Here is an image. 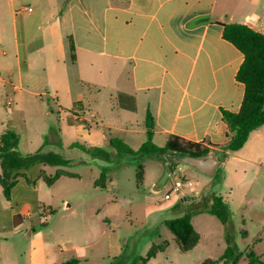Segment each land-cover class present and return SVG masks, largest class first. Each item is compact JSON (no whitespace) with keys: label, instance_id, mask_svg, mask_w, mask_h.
I'll list each match as a JSON object with an SVG mask.
<instances>
[{"label":"crops","instance_id":"0c3cea01","mask_svg":"<svg viewBox=\"0 0 264 264\" xmlns=\"http://www.w3.org/2000/svg\"><path fill=\"white\" fill-rule=\"evenodd\" d=\"M30 1L17 8L16 0H0V134L15 128L16 113L27 119L36 112L47 120L49 116L47 144L62 147L60 121L63 113L69 112L66 120L75 138L87 141L84 145L89 147L110 144L99 129L103 121L100 108H90L83 91L76 88L73 93L68 85L65 66L71 39L76 57L73 64L80 56L91 67L99 62L121 63L129 71L128 97L133 109L136 105L144 113L139 121L130 122L136 123L137 129L125 130L137 134L140 144L134 150L146 143L152 132L154 144L159 141L166 145L170 137L176 136L219 146L213 152L224 154L220 146L227 144L232 135L222 111H240L245 86L236 79L244 56L224 39L223 24H245L264 34V0H240L229 9L227 2L220 0ZM207 18L209 21L203 22ZM65 23L69 24V33ZM103 68L102 72L108 73L111 65ZM75 81L94 89L91 101L101 105L97 83L79 78ZM148 111L154 123L152 129L146 126ZM71 143L80 142L72 139ZM253 148L259 156L264 154V126L252 132L246 145L237 151L243 153L233 165L235 171L227 168L226 160L222 184L232 179L240 187L250 183L245 165L255 163L250 157ZM47 149L41 148L40 154H56ZM48 167L59 166L36 161L12 172L10 200L4 197L0 185V235L8 228L18 229L44 209L40 188L42 181L46 183ZM29 247L25 262L45 263V253L37 254L33 244ZM13 253L0 244V264H18Z\"/></svg>","mask_w":264,"mask_h":264},{"label":"rangeland","instance_id":"374dc122","mask_svg":"<svg viewBox=\"0 0 264 264\" xmlns=\"http://www.w3.org/2000/svg\"><path fill=\"white\" fill-rule=\"evenodd\" d=\"M16 1L17 8L31 4L30 0ZM220 1L227 2L229 9L240 0ZM64 25L69 33V24ZM70 54L71 49H68L69 59L65 66L68 85L73 93L76 88L83 91L90 101V108H100L103 121L99 129L106 139L122 140L132 149L138 147L137 134L125 131L137 129L138 125L130 122L139 121L144 114L141 108L137 110L135 101V109L123 107L125 103L130 104L125 98L131 94L127 68L121 63L105 62L91 67L80 56L73 64ZM106 64L111 65L108 73L102 72ZM76 78L97 83V91H101L97 96L100 106L91 101L96 91L77 85ZM45 98L48 101L49 98ZM68 117L69 112L63 113L60 121L64 132L62 147L46 142L50 129L49 116L47 120L45 115L33 112L23 119L22 113H16V126L10 127L20 136V153L40 154L41 148L47 146V150L72 161L69 165L48 167V176L55 175L58 169L76 175H63L50 186L42 181L40 197L44 209L26 219L18 229L8 228L1 232L0 244H5L14 252L18 264H27L24 259L32 244L37 254L45 253L47 259L43 264H142L150 249L165 241L169 243L167 250L146 264H201L206 259L222 257L228 250L241 255L238 264H250L251 253L264 261V154L259 156L253 148L250 157L255 163L245 165L246 178L250 181L248 185L240 187L232 179L228 184L224 182L217 191L229 212V222L224 225L209 210L198 211L196 203L201 197L209 201L207 191L219 182L226 160L229 161L227 168H234L235 171L233 165L243 152L218 154L221 166L215 177L174 164L169 158L176 166L170 170L171 165L165 162L167 157L162 161L148 156L119 154L109 143L100 145L110 155L108 159H102L72 146V139L81 144L87 141L73 136L71 124L66 120ZM155 144L160 147L165 145L159 141ZM140 165L145 170L142 187L137 182ZM104 167L108 178L106 187L100 188L96 186V181ZM178 181L184 186L175 192ZM167 194L171 195L170 199L165 198ZM67 204H70L69 208H66ZM186 215L191 216L192 224L200 234V243L191 252L182 253L165 222ZM29 234L30 238L27 237ZM35 264H38L37 261Z\"/></svg>","mask_w":264,"mask_h":264},{"label":"trees","instance_id":"16d2710c","mask_svg":"<svg viewBox=\"0 0 264 264\" xmlns=\"http://www.w3.org/2000/svg\"><path fill=\"white\" fill-rule=\"evenodd\" d=\"M209 19H203L207 22ZM223 37L225 40L232 43L244 56L243 63L237 73L236 79L245 86V96L242 102L241 109L238 113H233L223 110V120L228 125L231 133V139L225 145L220 146L224 154L237 152L241 150L248 142L252 132L264 126V34L260 33L245 24L239 23H224ZM71 57L75 60V47L70 39ZM129 100L128 108L133 109L134 106L131 98L125 97ZM124 105H127L125 103ZM146 126L153 128L154 123L150 112L148 111L146 117ZM152 132H149V139L138 150L132 149L129 145L119 139H111L110 145L117 150L119 154L129 153L133 156H148L152 158H160L162 161L167 157L165 162H168L170 170L176 166L170 162L169 158L175 155H188L193 157H201L208 155L214 151L213 148L204 143L190 142L180 137L172 136L164 147H158L152 141ZM20 143V136L13 130H8L0 134V164L2 166V173H0V185L3 188L4 197L10 200L12 187L14 182L10 179V174L14 171L20 170L30 163L40 161L42 163L53 166L69 165L70 160L62 159L56 154H35L24 156L18 151ZM73 147H77L85 153L94 157L108 159L109 153L98 147H89L80 143H73ZM63 175L76 176L61 170H58L53 176H45V182L50 186L54 181ZM108 171L106 167L102 169L100 178L96 181V186L100 188L106 187ZM145 170L144 166L140 165L137 169V182L140 187L144 183ZM225 178L224 171L220 172V180L216 186H210L207 191V200L200 198L197 205L198 211L209 210L216 216L224 225L229 222L228 209L223 205V198L217 195V191L222 185ZM186 202V201H185ZM210 206V208L208 207ZM165 225L174 235L175 240L182 253H189L200 243V234L195 229L191 221V216L175 218L165 222ZM245 235V233H244ZM169 243L167 241L160 245L153 246L143 259L142 264L155 259L161 252H165ZM241 259L240 254H235L234 251L228 250L222 257L218 259H206L201 264H238ZM250 264H264L258 256L251 253Z\"/></svg>","mask_w":264,"mask_h":264},{"label":"water","instance_id":"95a60500","mask_svg":"<svg viewBox=\"0 0 264 264\" xmlns=\"http://www.w3.org/2000/svg\"><path fill=\"white\" fill-rule=\"evenodd\" d=\"M170 160L174 164L185 165L201 173H204L209 177H215L221 166V162L219 161L217 155L214 152L201 157L175 155L173 157H170ZM69 207L70 204H67L66 208Z\"/></svg>","mask_w":264,"mask_h":264},{"label":"built area","instance_id":"2783aa9c","mask_svg":"<svg viewBox=\"0 0 264 264\" xmlns=\"http://www.w3.org/2000/svg\"><path fill=\"white\" fill-rule=\"evenodd\" d=\"M28 10H29V11H32L31 8H28ZM183 186H184V184L181 183L180 181L176 182V184H175V188H174V191H175V192H179L180 189H181ZM165 198H166V199H170V198H171V195H170V194H167V195L165 196Z\"/></svg>","mask_w":264,"mask_h":264}]
</instances>
